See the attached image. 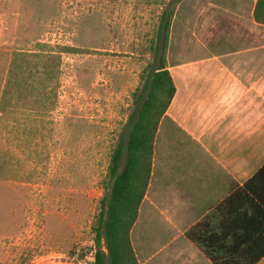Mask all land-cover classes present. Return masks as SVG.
<instances>
[{"label":"rangeland","instance_id":"1","mask_svg":"<svg viewBox=\"0 0 264 264\" xmlns=\"http://www.w3.org/2000/svg\"><path fill=\"white\" fill-rule=\"evenodd\" d=\"M207 2L0 0V264H92L109 159L125 143L134 92L160 37L167 66L218 45L221 11ZM144 215L143 202L134 246Z\"/></svg>","mask_w":264,"mask_h":264},{"label":"crops","instance_id":"2","mask_svg":"<svg viewBox=\"0 0 264 264\" xmlns=\"http://www.w3.org/2000/svg\"><path fill=\"white\" fill-rule=\"evenodd\" d=\"M207 1L221 11L218 45L167 66L175 92L138 208L144 202L140 240L131 242L138 264H214L186 237L190 229L220 257L264 264V173L256 176L264 165V24L254 21L256 0ZM228 25L238 33H225Z\"/></svg>","mask_w":264,"mask_h":264},{"label":"trees","instance_id":"3","mask_svg":"<svg viewBox=\"0 0 264 264\" xmlns=\"http://www.w3.org/2000/svg\"><path fill=\"white\" fill-rule=\"evenodd\" d=\"M253 18L257 23L264 24V0H256ZM166 29L167 24L162 23L159 32H165ZM163 47L164 39L160 37L143 86L134 92L133 111L128 117L130 127L125 143H118L109 159L110 186L109 192L101 198L99 216L94 227L95 252L92 264H106V261L108 264H138L130 241V230L148 185L157 127L175 92L163 56ZM48 56L52 57L53 54L49 53ZM10 81L11 74L6 82ZM263 173L264 165L256 176ZM185 235L214 264H241L211 251L205 240L196 236L193 229ZM256 259L258 257L250 259L247 264H253Z\"/></svg>","mask_w":264,"mask_h":264}]
</instances>
